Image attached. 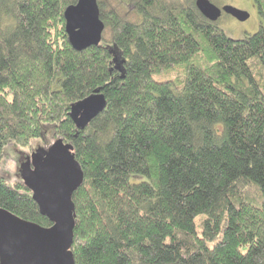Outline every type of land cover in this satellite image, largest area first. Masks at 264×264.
<instances>
[{
  "label": "trees",
  "instance_id": "1",
  "mask_svg": "<svg viewBox=\"0 0 264 264\" xmlns=\"http://www.w3.org/2000/svg\"><path fill=\"white\" fill-rule=\"evenodd\" d=\"M112 1L99 46L76 51L77 0H0V166L13 144L73 146L74 264H264V25L233 39L196 0ZM96 89L78 130L70 106ZM0 207L51 225L1 169Z\"/></svg>",
  "mask_w": 264,
  "mask_h": 264
},
{
  "label": "water",
  "instance_id": "2",
  "mask_svg": "<svg viewBox=\"0 0 264 264\" xmlns=\"http://www.w3.org/2000/svg\"><path fill=\"white\" fill-rule=\"evenodd\" d=\"M195 8L211 22H217L222 13L239 21L248 18L243 10L230 5L217 7L210 0H196ZM63 14L65 33L74 50L99 46L105 25L100 19L97 0H77ZM113 61L116 63V58ZM105 105L104 95L96 89L71 104L69 118L78 130H83L103 112ZM72 150L71 144L57 139L48 149L38 148L19 165L20 178L32 192L38 211L51 225L42 227L0 207V264H74L72 195L84 176Z\"/></svg>",
  "mask_w": 264,
  "mask_h": 264
},
{
  "label": "rangeland",
  "instance_id": "3",
  "mask_svg": "<svg viewBox=\"0 0 264 264\" xmlns=\"http://www.w3.org/2000/svg\"><path fill=\"white\" fill-rule=\"evenodd\" d=\"M107 6L110 7L115 3L112 0H103ZM217 7L232 6L238 10L247 12L248 18L239 21L231 15L222 13L217 21L218 27L224 30L226 35L233 39H240L246 34H252L264 25L263 18L258 14V8L254 0H211ZM154 80L165 81L168 76L156 74L153 76ZM43 143L41 141H32L29 147L9 146L7 156L1 166V173L7 179L20 178L19 165L25 161L34 151H36Z\"/></svg>",
  "mask_w": 264,
  "mask_h": 264
}]
</instances>
